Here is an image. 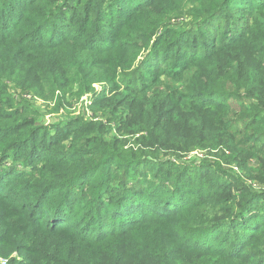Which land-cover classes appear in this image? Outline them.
<instances>
[{
	"label": "trees",
	"instance_id": "16d2710c",
	"mask_svg": "<svg viewBox=\"0 0 264 264\" xmlns=\"http://www.w3.org/2000/svg\"><path fill=\"white\" fill-rule=\"evenodd\" d=\"M160 1L0 0V246L24 264H264V189L249 183L264 185V0H202L200 23L257 14L216 45L164 31L138 65L143 85L117 95L115 78L136 75L133 44L152 41L130 44L125 27ZM116 33L127 40L113 45ZM103 82L110 100L92 88ZM76 84L112 117L39 126L22 94L57 110Z\"/></svg>",
	"mask_w": 264,
	"mask_h": 264
},
{
	"label": "rangeland",
	"instance_id": "374dc122",
	"mask_svg": "<svg viewBox=\"0 0 264 264\" xmlns=\"http://www.w3.org/2000/svg\"><path fill=\"white\" fill-rule=\"evenodd\" d=\"M55 1L57 2V4H60L63 0H55ZM201 1L202 0H161L160 3H158V5H156L155 3L153 4V6L147 9L146 14L150 16L149 19L146 17H142V16L138 17L139 20L145 22L146 26H140V24L137 23V24H133L131 26L128 25L125 27V29L129 31L128 36H130V44H132L131 36H136L137 34L141 35L142 33L144 35H150L152 41L148 42L147 43L148 45L142 44L143 46L141 45L140 42H136L135 44H133L137 46L138 48L139 47L141 48L138 50V54L134 58V62H135L134 68H132L127 74L133 73L136 75H131L130 77L120 75L115 78L116 80L115 84L118 86L117 95L124 94L125 93L124 88H126L125 86H128L131 81H132L131 86L133 88H138L141 85H143L136 79L138 65L139 63H142L143 60L152 58L151 56L153 55V53L151 51L153 50L152 49L153 40L154 38L158 37L164 31L172 29L175 31V33H189L192 30L194 32H197V31L206 32V35L202 37V40L207 41L211 45L213 44L216 45L218 43L216 41H219L218 39H220L218 38L219 35H221L220 31L228 30L229 27L233 26L234 24L243 27L244 26L243 23H246L247 21L249 23L253 22V17L257 14V12H254V10L252 11L245 10L242 7H240L232 11L231 13L232 19H229L227 21V25H224L226 21L224 20L221 21L220 19L221 14H219L217 18H211L209 20H206L200 23L199 20L196 19L197 13L192 7L201 8L202 7V5H200ZM153 11H155L156 14ZM224 26L226 27L228 26V28L224 29ZM216 31L218 32L216 33ZM199 38L194 37V42L198 43L199 46H203V45H200L201 43H200ZM124 40H127V38H124L122 33H116V35L114 36L113 45L116 43L118 45L119 42H124ZM163 45L165 44L163 43ZM189 52H191L190 49L189 51L187 50V53ZM203 53L204 51L202 50V48L197 52V54H200V55H202ZM34 55H35V51L33 50L32 52L29 53V58L33 59ZM23 65L27 66V64L25 63ZM150 65L155 67V66H160V63L159 62L157 63L155 61L153 64H150ZM156 70L157 69L150 70L145 75L151 76V77L155 76ZM86 79H88V77H86ZM162 81L168 82L167 80H164V79H162ZM113 86H114V83L107 84L106 82H103V83L93 85L92 88L93 90H95L94 91L95 94L103 93V95H105V97L108 100H110L111 96L113 95V92L111 93L110 89ZM78 87L79 86L76 84L72 87L71 90H69V92L65 93L64 102H66V104L64 103V106H62L60 109H57V110H54L52 108L54 105H48L47 103H43L37 98L34 99L33 96L29 94L24 93L22 95H26L25 98L33 103L32 109L36 111V113L39 114L40 118H36L38 125L41 127H46L49 130L52 129V126H51L52 124H55V126H58V127H62L68 122H70L72 118L82 117L81 115L86 116L84 117V119L86 120L89 117L93 118V117L98 116L101 120L104 121L105 120L104 115L112 117L111 109L108 110L104 108L102 109V111H98L94 108L93 113H92L90 109V105H89L90 96H92V94H86L85 96L83 95L77 98L76 94H77ZM9 89L10 91H8V94L10 96L8 99L11 100L12 102L11 105L15 106L19 102V99H20V97H18L19 95L18 92L20 91L17 90L19 89V85L10 84ZM158 90H165L164 85L163 87L159 86ZM150 92L151 90H147L146 92L147 97H150ZM114 96L116 95H113L112 97ZM3 108L5 109L6 106H4ZM114 115L116 117L118 116L117 113H115ZM129 129L130 128H128V130ZM108 139L112 140V138H108ZM122 139H124V137L120 138V140ZM204 155H205L204 152H199V150H194V152H192L191 156L189 157V160L192 161L191 165L193 166L199 165V162L204 157ZM45 156H47V154ZM3 165L5 167L6 166L12 167L16 164L12 158H7L6 160H3ZM37 165H39L38 162H37ZM197 167L198 166L193 167V169H191L190 171V174L193 173L194 169ZM231 167L236 173H239L235 165H232ZM91 175L92 173H89V175L82 177L80 181H88ZM249 183H252L251 185L257 190L264 189V185L261 187L257 181L256 182L253 181ZM135 188L138 189L139 191H141L142 189L144 190L146 189V187L143 186L142 184L135 185ZM151 192H157V188H153ZM6 247L7 246H4V247L0 246V261L5 260L6 261L5 264H24L25 259L22 257L23 253L19 255L17 252L14 251L9 254L8 249H5Z\"/></svg>",
	"mask_w": 264,
	"mask_h": 264
},
{
	"label": "built area",
	"instance_id": "2783aa9c",
	"mask_svg": "<svg viewBox=\"0 0 264 264\" xmlns=\"http://www.w3.org/2000/svg\"><path fill=\"white\" fill-rule=\"evenodd\" d=\"M6 263V261L4 260V261H0V264H5Z\"/></svg>",
	"mask_w": 264,
	"mask_h": 264
}]
</instances>
